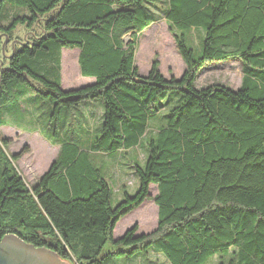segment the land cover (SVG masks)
<instances>
[{"label":"trees","instance_id":"obj_1","mask_svg":"<svg viewBox=\"0 0 264 264\" xmlns=\"http://www.w3.org/2000/svg\"><path fill=\"white\" fill-rule=\"evenodd\" d=\"M160 1L0 0L1 20L11 19L0 20L2 36L11 43L19 23L31 32L11 55L9 42L0 49V126L7 124L4 105L26 83L51 103L52 133L43 135L59 145L29 183L16 164L21 150L11 153L0 136V238L15 234L70 264H118L148 251L170 264H206L213 256L217 264H264V0H165L164 19L185 64L179 77L164 76L156 56L144 75L136 65L139 35L156 21L148 5ZM191 29L204 33L198 57L185 41L183 31ZM50 44L77 48L80 73L92 81L62 88L59 57L56 70L44 64ZM229 58L241 61L237 88L195 86L205 64ZM166 90L181 98L159 116ZM97 98L100 127L83 148L71 134V117L68 135L59 120L63 110ZM73 124L89 127L88 114ZM141 144L145 162L131 164L139 187L113 205L93 155L103 159ZM151 183L156 227L139 233L134 223L114 238L117 221L150 197Z\"/></svg>","mask_w":264,"mask_h":264},{"label":"rangeland","instance_id":"obj_2","mask_svg":"<svg viewBox=\"0 0 264 264\" xmlns=\"http://www.w3.org/2000/svg\"><path fill=\"white\" fill-rule=\"evenodd\" d=\"M165 7V0L156 4L148 5L150 12L155 15L156 21L145 28L138 38L136 65L138 66L140 74L144 75L147 73L152 59L155 56L159 60L160 71L166 77H169L170 75L179 77L185 68V64L176 50L170 27L164 19ZM1 18L2 17H0V20ZM1 22L7 24L8 22H11V19L4 18ZM26 31L27 27L20 23L13 29L12 35L14 41H16L15 44L17 43V47L23 46L26 44V41H30L26 36H30L31 32ZM183 33L186 44L193 49L194 56L198 57L202 51L203 31L200 29H191L189 31H183ZM4 38L5 37L0 33V45ZM124 38L125 40H128L130 38L129 33L126 34ZM8 42L9 38L4 46L8 44ZM9 45L11 46L10 42L8 46ZM49 46L52 48L50 49L49 54L45 55L47 61H45L44 64L46 67H52L56 70L60 48L58 49L57 45L53 46V44H50ZM63 49V63L62 66L60 65L63 87H70V85H85V83H87L85 82L86 80L80 77L81 73L76 51H72L71 48L67 47ZM8 51L9 47L7 49V52ZM12 53L13 50H11L8 55H11ZM35 60L36 59H34L33 62H35ZM33 62L32 67L35 64ZM241 74V61L238 58L213 61L202 67L195 80V86L200 87L218 82L226 84L232 88H237L240 84ZM18 88L20 93L17 95L16 100V94L11 97L13 99L12 102L14 103L8 102L4 105V117L7 124L6 126H0V136L5 135L8 137V151L14 153L21 150V155L18 157L16 164L26 181L30 183L46 169L50 161L56 155L58 146L50 144L43 138V134L49 135L52 133L51 126L48 124V117L52 109L51 103L42 98L39 93L35 92L26 83H19ZM180 98L181 93L177 90H166L163 92L160 97V102L162 103L161 107H163L164 110L163 108H160L158 113L160 114L159 116H161V113L164 114L168 109L173 107ZM87 114L89 118V127L84 126V128L79 131L78 128H75L73 123H76L82 118V115ZM102 114L103 102L99 98L94 100L89 99L86 103L84 102L80 105L78 109L71 108L63 110L59 120V125L62 129L60 132L63 135H68L69 132L66 129L69 122L68 117L70 116V127L73 129L71 134L80 136L78 143L80 147L86 148L99 130L100 126L98 127L97 125L99 119L98 115L102 118ZM93 116L94 121L91 125V119ZM158 122V118H155L152 123L155 125ZM164 123L165 116L161 117L158 125L160 126ZM60 137L61 135H59L57 139H60ZM147 153V146L141 144L133 151H118L110 154V157L105 154L103 159L97 155H93L94 162L101 167L107 181L109 182L111 189V204L114 205L118 200L122 199L124 192L132 195L137 191L139 187V178L134 173L133 165L131 164L137 160L143 165ZM125 154H127L126 157ZM120 155L121 157H119ZM155 193L156 186L151 183L149 187L150 197L145 198L141 204L127 212L117 221L113 230L114 238L119 237L134 223L138 224L136 232L139 231V233L148 232L156 227L157 207L153 201V195ZM218 261L219 258L213 256L209 258L206 264H217ZM118 264H170V262L164 255L148 251L146 254H142L141 252L135 253L128 261L123 257H120Z\"/></svg>","mask_w":264,"mask_h":264},{"label":"water","instance_id":"obj_3","mask_svg":"<svg viewBox=\"0 0 264 264\" xmlns=\"http://www.w3.org/2000/svg\"><path fill=\"white\" fill-rule=\"evenodd\" d=\"M8 36L0 45L3 51ZM14 39L11 45L14 50ZM0 264H69L45 246H35L19 236L9 233L0 238Z\"/></svg>","mask_w":264,"mask_h":264},{"label":"crops","instance_id":"obj_4","mask_svg":"<svg viewBox=\"0 0 264 264\" xmlns=\"http://www.w3.org/2000/svg\"><path fill=\"white\" fill-rule=\"evenodd\" d=\"M63 48H66V47H61V48H60V52H59V60H60V65H61V66H62V63H63V59H62V52L64 51ZM61 49H62V50H61ZM71 49H72V51H73V50L76 51V56H77V58H78L79 50H78L77 48H71ZM60 73H61L60 84H61V87H62V88H65V87H63V84H62V71H61ZM80 77H82L84 80H86L85 82H90V81H92V78H91V77L82 76V74H81ZM76 86H78V85H76ZM76 86H72V85H70V87H66L65 89H67V88H74V87H76ZM2 126H6V125H2ZM32 131H33V130H32ZM34 131H35V130H34ZM2 136L7 137V136H5V135H2ZM7 138H8V137H7ZM43 138L46 139L50 144H53V145L58 146V149H59V145H58V144L50 142V141H49L46 137H44V136H43ZM57 152H58V150H57ZM56 154H57V153H56ZM55 156H56V155H55ZM55 156H54V158H55ZM54 158H53V159H54ZM53 159L50 161V163L48 164V166L46 167V169L49 167V165L51 164V162L53 161ZM46 169H45V170H46ZM45 170H44V171H45ZM44 171H42V173H43ZM42 173H41V174H42ZM41 174H39V176H40ZM39 176H38V177H39ZM38 177H37V178H38ZM37 178H35L32 182H35ZM32 182H30V183H32Z\"/></svg>","mask_w":264,"mask_h":264}]
</instances>
